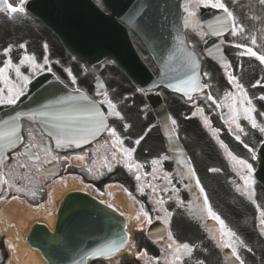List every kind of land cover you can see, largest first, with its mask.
<instances>
[{"label": "snow or ice", "instance_id": "snow-or-ice-1", "mask_svg": "<svg viewBox=\"0 0 264 264\" xmlns=\"http://www.w3.org/2000/svg\"><path fill=\"white\" fill-rule=\"evenodd\" d=\"M262 4H264V0H260ZM26 0H19V3L14 6L10 0H0V11L7 12L10 14H24ZM203 8H211L222 10L223 16H216L213 20L206 21V26L209 29V34L214 36L221 35L225 30L231 27V31L233 35L237 34V31L242 32L243 28L238 27L236 23V18L233 15V12L229 10L223 0H185L184 4V12L186 15L183 17L184 27L188 28L190 26H195L197 28L203 27L201 20L198 16V10ZM204 35V33H201ZM256 43V39L252 38V44ZM21 48H24L25 45L21 44ZM46 47V46H45ZM236 47H241V45H236ZM10 47L5 49V54L10 52ZM249 55L252 57H256L261 63H264V54L258 53L254 51L252 47H247L246 53H241V55ZM193 54H189L186 62L182 65L186 69L185 78L179 79L176 84H170L169 87H173L178 92H183L185 95H188L190 91L197 90L199 85V77L197 75V69L199 68L198 63L195 61ZM174 55H171L169 59H174ZM28 62L31 64L33 69L41 67L36 63V59L34 56L25 55L23 59L20 60V65ZM45 63H47V59L45 58ZM14 70L15 76L18 79H21L24 82V86H26L30 81L28 76H24L21 72V68L19 65L14 64L11 59H8L4 62L3 67H0V82L4 84V88H0V104L13 105L16 101L24 94L23 87H18L15 85L9 77V71ZM71 75V72H69ZM230 82L235 81V77L229 75ZM73 83H75V79H73ZM102 88L103 85H100ZM237 89L240 92L239 99L236 96H233L231 93L226 94L225 100L227 101L229 98L231 99L230 103H227V107L229 108L230 117L229 120L232 124H236L237 128H240V125L237 123V119L242 114L244 119L250 121L253 128L257 127L256 120L253 117V112L255 109L251 106L252 101L248 99L247 93L244 91L243 86L240 84L236 85ZM79 92V90H76ZM105 96V100L102 103H106L108 105V115H115L117 117L120 116V113L115 111L116 105L112 103L111 100L107 99V93H103ZM211 99V96H209ZM264 99V97H261ZM89 98L84 93H79V95H69L67 97H60L54 101H51L49 104H45L42 106V109L39 112L30 113V117L35 119L37 116L43 117L45 123L49 125L48 134L51 137L55 138V144L57 147H65L76 145L79 147L81 144H87L90 139H94L100 133L107 131L111 137H113V147L117 149L118 152L123 154V157L126 158L127 161H131L132 152L134 149H128L123 147V141L118 136L116 130L114 128H109L106 120L104 112L100 110V108L96 105L95 102H88L87 104L81 103L82 101H88ZM239 105V107L237 106ZM247 105V106H245ZM219 106V105H218ZM21 114L17 113L16 116L10 117L8 120H4L0 123V151H2L5 147L12 148L18 142L22 140L20 135V125L17 122L20 119ZM229 121H226V123ZM175 120L172 121L174 125ZM207 123V121H205ZM261 132H264V128H260ZM31 137V133H29ZM238 140L239 136L236 137ZM137 144L140 143L139 140L136 141ZM223 146V145H222ZM247 147V145H245ZM33 145L29 144L25 147V151L27 152L29 159H35L37 161L40 160V156L36 153H32L28 151V149L32 148ZM44 152L46 157H51V160H59L60 157L52 155V151L50 148L45 147ZM231 159L235 161L241 169H245L247 171V175L243 176L242 179L247 187H251L252 180V172L253 167L246 160L237 159L235 156H232L229 153ZM64 159H67L65 157ZM76 160L82 161L85 159L83 155L75 157ZM112 159L116 160L117 155L116 152L112 153ZM167 159V157H164ZM3 157L0 156V163H2ZM49 161L45 159V163ZM160 163L159 160H152L153 164V173H156V165ZM105 164L108 166V170L111 171V165L107 163L105 160ZM21 167H27V165H20ZM126 167L130 170L135 168L139 170L142 168V165L137 163H126ZM91 171V169H89ZM191 174V169H189ZM155 179V176L153 177ZM136 179L139 181L141 179L140 175L136 176ZM15 177L9 174V178L5 177V173L0 171V190L3 189L5 185L9 189L14 188L17 192L24 191L25 189L16 187L14 183ZM197 185L199 186V181H197ZM152 188V191L155 193L156 188L154 185H148ZM138 190L143 193L144 186H138ZM175 191V189H173ZM201 192L203 189L201 188ZM32 195H35V192H32ZM16 199V197H13ZM159 204H163V201H157ZM109 208L113 206L111 204L108 205ZM166 211V210H165ZM202 212H206L207 217H210L213 221H216L219 224L218 233H219V241L222 247L230 248L232 251V255L235 256L237 260H240L239 255L237 254V242L239 241V237L236 236V233L229 229L224 220L220 218V216L212 210V208L208 205L207 197L204 200V207L201 208ZM141 213L143 217L147 220L148 224L152 223L151 217L148 216L147 212L143 211V206H141ZM121 216L124 215L123 212L120 213ZM259 223L264 231V211H260L259 213ZM137 219L140 216L136 217ZM157 219H161V217H157ZM164 223L168 224L169 220L167 218L164 219ZM235 238V239H234ZM167 239L170 243L167 245V248L171 250L170 258H165V264H182L183 258L188 255L190 256L193 248L188 243H177L173 239V235L171 231L167 233ZM127 243V237L121 236L118 240L112 239L103 244H100L91 250L87 251L85 254L81 256L80 259L75 260L73 264H84V262L90 258L103 257L106 259H110L114 256L118 251H120L125 244ZM240 264H243V261H240Z\"/></svg>", "mask_w": 264, "mask_h": 264}, {"label": "rangeland", "instance_id": "rangeland-1", "mask_svg": "<svg viewBox=\"0 0 264 264\" xmlns=\"http://www.w3.org/2000/svg\"><path fill=\"white\" fill-rule=\"evenodd\" d=\"M10 2L16 6L19 0H10ZM21 44L25 47L21 48ZM36 44L40 45V52L35 51ZM9 47L11 50L7 53L6 58L0 60V67H3L6 60L11 59L14 64L20 66L22 74L28 76L29 79L40 69L45 70L47 68L56 71L66 81H72L66 75L67 72H71L79 78L89 79L84 67L65 52L59 41L50 32L26 13L10 14L3 12L0 14V54L5 53V49ZM25 55L34 56L36 63L41 67L33 69L28 62L20 65V60ZM45 58L47 63H45ZM106 64L101 67H107ZM9 77L15 85L23 87L24 90V82L15 76L14 70L9 71Z\"/></svg>", "mask_w": 264, "mask_h": 264}, {"label": "bare ground", "instance_id": "bare-ground-1", "mask_svg": "<svg viewBox=\"0 0 264 264\" xmlns=\"http://www.w3.org/2000/svg\"><path fill=\"white\" fill-rule=\"evenodd\" d=\"M70 186L71 185H69V187ZM55 198L56 195H52L50 200L51 205L55 202ZM14 210L16 211V213L5 214L3 216V219L6 221V225H8L10 221H16L19 223L17 232L19 236L17 237L19 238L20 242L17 243V239H14V242H16V246L13 250V256L15 259V263L13 264H46V262L41 259L38 252H30L28 250V248L22 243V238L24 233L27 231L29 222L32 219H35V217H37L39 213L48 211V209H41L39 211L30 212L28 209H25L21 203L16 202V204L14 205ZM46 221L48 223V226H53L54 222L51 218H46Z\"/></svg>", "mask_w": 264, "mask_h": 264}, {"label": "water", "instance_id": "water-1", "mask_svg": "<svg viewBox=\"0 0 264 264\" xmlns=\"http://www.w3.org/2000/svg\"><path fill=\"white\" fill-rule=\"evenodd\" d=\"M53 27H55V26L53 25Z\"/></svg>", "mask_w": 264, "mask_h": 264}]
</instances>
